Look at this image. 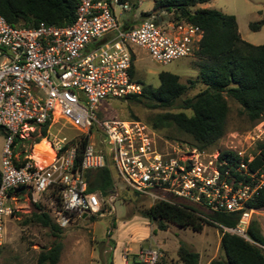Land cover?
<instances>
[{"label":"built area","instance_id":"built-area-1","mask_svg":"<svg viewBox=\"0 0 264 264\" xmlns=\"http://www.w3.org/2000/svg\"><path fill=\"white\" fill-rule=\"evenodd\" d=\"M116 7L127 11L131 4L79 0L74 21L64 26L44 21L34 27L15 26L0 12V126L8 134L0 169V255L6 221L15 212L10 200L16 189L51 193L55 223L64 227L73 217L101 214L119 195L117 179L151 205L193 208L205 219L214 212L237 213L234 227L216 223L222 233L242 236L264 249L248 235L258 210L252 202L264 186V170L250 168L257 154L230 149L236 156L232 158L196 148L192 156L183 157L177 150H165L147 123L102 114L105 101L143 92L131 72V45L165 64L196 54L204 37L201 26L173 17L122 24ZM59 120L78 133L50 142L53 159L48 164L17 157L18 136ZM104 167L110 168L115 182V192L107 197L90 190L87 179L89 171ZM54 189H59L60 203L53 198ZM138 256L143 264H170L161 248H144Z\"/></svg>","mask_w":264,"mask_h":264},{"label":"rangeland","instance_id":"rangeland-1","mask_svg":"<svg viewBox=\"0 0 264 264\" xmlns=\"http://www.w3.org/2000/svg\"><path fill=\"white\" fill-rule=\"evenodd\" d=\"M155 1L129 0L130 10L121 11L119 7H116L117 20L124 24L133 19L135 14V19L139 23L148 18L142 14L153 11ZM204 5L234 14L243 39L253 44L264 43V25L257 31L250 27L251 22L260 20L264 15V0H211L209 3L198 5V8ZM153 13L151 18L174 16L172 11L161 7ZM131 48L135 56L134 78L141 84L158 87L159 74L162 71H169L180 76V81L187 85L197 78L199 72L195 65L198 62L197 54L174 59L164 64L155 61L149 51L139 45H131ZM203 88L204 85L198 82L195 87L188 89L183 97H193ZM228 102L230 112L225 134L213 147L203 151L212 156L230 149L242 150L245 156L258 154L259 145L264 142V119L256 122L249 121L241 113L242 109L238 102L231 98H228ZM102 109V114L106 118L138 119L152 128L157 115L166 111L181 110L178 108L153 109L142 103L120 98L105 101ZM186 112L192 114V110H186ZM154 130L165 150H177L183 157L193 155L196 148L191 135L179 131L175 126L162 129H155L154 126ZM76 133L78 131L64 120H59L48 128L47 136L40 142L37 139L42 134L41 128L24 132L22 136H19L24 141L16 145L17 157L19 159L35 158L37 155L50 154L48 157L50 159L52 154L50 150H47L48 145L42 144L43 141L50 143L63 137L70 139ZM7 136V130L0 126V169ZM36 161L38 162L37 159ZM116 187L119 192L117 199L106 204L101 214L89 216L87 219L71 218L68 225L61 226L62 232L59 237L55 236L49 228L29 222L30 215L38 210V205L43 211L49 212L54 220L53 205L50 202L51 193L37 194L26 191L15 194L10 200L15 208V214L6 221L5 244L0 255V264H38L39 254L49 249L56 241H61L63 244L57 264H109L110 255L114 264H143L138 255L142 249L149 247L163 249L166 252V260L170 264H182L178 262V249L182 241L200 253V264H209L213 258L223 254L222 230L218 225L206 224L203 231L198 232L170 223L166 230H161L149 219L138 215V208L151 206L150 199L136 196L135 192L120 179H117ZM254 221L264 234V209L253 213L251 224Z\"/></svg>","mask_w":264,"mask_h":264},{"label":"trees","instance_id":"trees-1","mask_svg":"<svg viewBox=\"0 0 264 264\" xmlns=\"http://www.w3.org/2000/svg\"><path fill=\"white\" fill-rule=\"evenodd\" d=\"M211 0H156L153 11L163 8L173 12L176 21L187 20L201 26L204 37L196 51L199 69L197 78L190 85L182 83L180 76L169 71L159 74L160 85L143 84L142 94H130L120 99H130L153 109H181L166 111L157 115L153 125L155 129L175 126L179 131L192 136L194 147L207 150L213 147L226 132L230 112L228 98L238 102L241 113L252 122L264 119V43L253 44L243 39L237 18L215 8H196ZM79 0H0V12L6 20L15 26L34 27L44 21L49 24L64 26L75 19ZM142 15L150 18L154 13ZM264 25V15L258 21L251 22V29L257 31ZM135 60V57H134ZM133 76L135 65L133 63ZM200 82L204 88L193 97H183L188 89ZM186 110H192L188 114ZM152 125V126H153ZM153 126V128H154ZM48 127L41 128L40 142L47 136ZM5 133V131L3 130ZM24 141L19 136L15 144ZM87 141L83 142L82 147ZM24 157V155H22ZM222 157L236 158L232 151H224ZM81 161V155L78 158ZM253 171L264 170V143L259 145V153L250 162ZM90 190H98L104 197L115 192L112 171L108 167L87 173ZM24 193L20 187L16 193ZM13 192L10 191V195ZM140 196L138 193H134ZM53 198L60 203L59 189L52 191ZM141 197V196H140ZM29 218V222L49 228L59 237L62 228L55 223L49 212L38 205ZM252 207L264 209V186ZM141 215L155 223L161 230H166L170 223L203 231L206 224L220 223L234 227L238 223L237 213L214 212L205 219L195 213L193 208L158 202L147 208H138ZM15 214V213H14ZM249 237L264 244V235L254 221L248 228ZM63 244L56 241L49 249L43 250L38 257V264H57L60 260ZM221 249L223 254L213 258L209 264H264V249L246 240L244 237L222 233ZM200 253L181 242L178 249V262L182 264H200ZM109 264H114L110 255Z\"/></svg>","mask_w":264,"mask_h":264},{"label":"bare ground","instance_id":"bare-ground-1","mask_svg":"<svg viewBox=\"0 0 264 264\" xmlns=\"http://www.w3.org/2000/svg\"><path fill=\"white\" fill-rule=\"evenodd\" d=\"M43 145H48V148H47V150H50V152H51V154H52V156H51V158L49 159L48 158V156L50 155H48V156H46V155H37L35 158L38 160V164H40V165H44V164H48L52 159H53V151L51 150V148H50V143L48 142V141H46V140H44L43 141V143H42ZM42 145V146H43ZM50 148V149H49ZM49 153V152H48ZM50 157V156H49Z\"/></svg>","mask_w":264,"mask_h":264},{"label":"crops","instance_id":"crops-1","mask_svg":"<svg viewBox=\"0 0 264 264\" xmlns=\"http://www.w3.org/2000/svg\"><path fill=\"white\" fill-rule=\"evenodd\" d=\"M134 3H136V2H134ZM134 6H136L137 7V5H134ZM199 6H197L196 8H198ZM201 8H209V7H207V5H204L203 7H201ZM133 19H131V20H128L127 22H125L124 24H126V25H130V26H133V25H136V24H138V22L136 21V19H135V17H136V15L134 14L133 15ZM49 157V156H48ZM210 263V262H209Z\"/></svg>","mask_w":264,"mask_h":264}]
</instances>
